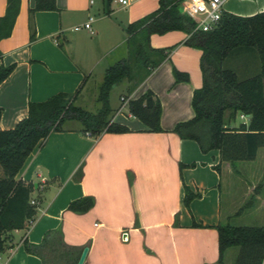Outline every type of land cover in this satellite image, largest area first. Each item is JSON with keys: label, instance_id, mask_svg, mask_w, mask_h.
Returning a JSON list of instances; mask_svg holds the SVG:
<instances>
[{"label": "crops", "instance_id": "0c3cea01", "mask_svg": "<svg viewBox=\"0 0 264 264\" xmlns=\"http://www.w3.org/2000/svg\"><path fill=\"white\" fill-rule=\"evenodd\" d=\"M34 2L20 0L11 33L0 39V63H14L0 82V129L24 117L29 101L59 91L74 93L84 82L77 99L98 65L103 78L110 62L126 56V25L159 4L112 0L107 6L105 0H55V9L31 11ZM6 3L0 0V16ZM224 9L253 14L264 9V0H227ZM91 14L94 32L81 26ZM186 37L181 29L152 33L151 46H172L168 56L148 74L140 70L136 72L140 75L126 78V91L119 95L134 98L151 89L161 103L163 130H148L129 111L122 113L117 109L120 101L111 119L126 124L128 131L93 136L81 130L78 120L67 119L32 149L15 177L33 183L30 203L36 213L27 227L6 233L3 259L10 264H42L23 242L38 243L47 230L60 226L66 243L81 250L88 246L82 264H216L218 237L213 224L229 216L238 223L264 224V178L253 206L239 216L231 215L261 179L262 170L240 162V172L232 174L224 162L219 173L214 168L218 148L203 151L195 139L172 131L176 122L194 115L192 93L202 83L201 49L186 44ZM118 48H122L119 56L112 55ZM173 67L186 71L189 79L176 81ZM240 119L247 122L249 116ZM231 124H238L236 118ZM259 155L264 160L263 147ZM230 174L237 175L244 189L223 203L221 182L225 180L229 188L237 180L231 183ZM184 185L200 192L188 205L183 201ZM87 194L95 199L88 210L68 208L72 199ZM231 249L225 251L226 264L235 258L236 250Z\"/></svg>", "mask_w": 264, "mask_h": 264}, {"label": "trees", "instance_id": "16d2710c", "mask_svg": "<svg viewBox=\"0 0 264 264\" xmlns=\"http://www.w3.org/2000/svg\"><path fill=\"white\" fill-rule=\"evenodd\" d=\"M6 1L5 11L0 16V39L11 33L20 5V0ZM111 1L105 0L107 6ZM181 1L158 0L155 10L126 25V56L106 67L98 85L97 101L100 105L95 111L75 103L82 82L74 93L59 91L43 100L29 101L24 117L10 128L0 129V252L8 247L6 233L27 227L36 213L30 203L33 183L15 176L32 149L41 145L50 131L61 129L67 119L78 120L81 130L89 131L93 136L104 131L129 130L126 124L108 117L111 111L109 94L115 83L123 78H134V68L137 72L143 69L144 74H148L168 56L172 46H151L149 37L152 33L181 29L187 33L184 42L201 49L202 83L194 88L191 98L194 115L176 122L172 131L182 138L195 139L203 151L218 148L219 161L214 168L219 173L224 162L229 163L232 174L240 172V162L255 160L259 148H264V9L248 15L224 9L217 25L203 30L194 28V20L180 8ZM55 8V0H35L30 10ZM237 47L256 49L261 63L258 73L241 78L233 68L223 66L224 59ZM13 67L14 63H0V82ZM173 75L176 81L189 79L186 71L176 67H173ZM148 96L152 97L151 105L145 104ZM126 104L129 113L139 118L148 130H163L160 125L161 103L151 89L128 98ZM1 110L0 107V114ZM239 113L247 114L248 121L232 125L231 121ZM262 173L249 196L231 214L233 217L253 206L262 187L264 170ZM199 194L184 185L183 201L186 205ZM94 201L92 195L79 196L69 202L68 208L83 212L92 207ZM230 217L213 224L218 237L216 264H226L225 251L233 246L238 247L233 264H261L264 224L238 223ZM194 224L202 225L199 222ZM23 244L28 252L40 257L42 264H76L81 251L80 247L64 241L60 226L47 230L38 243L25 239Z\"/></svg>", "mask_w": 264, "mask_h": 264}, {"label": "rangeland", "instance_id": "374dc122", "mask_svg": "<svg viewBox=\"0 0 264 264\" xmlns=\"http://www.w3.org/2000/svg\"><path fill=\"white\" fill-rule=\"evenodd\" d=\"M255 1L256 0H249V2H255ZM234 2H240V3L242 2L243 3V0L242 1L241 0H234ZM180 8L182 10V5H180ZM91 15L94 16V14H91ZM121 51H122V48H118L117 51H113L112 55H118L119 56V53H121ZM223 66L233 68L237 72L238 76L242 78V77H246V76L258 73L260 71V68H261V63H260V58L258 56L256 49L237 47V48L233 49L230 52V54L224 59ZM102 71L103 70H101V65H98L95 68L91 79H89V81L87 82L85 91H82V93L79 94V97L77 99H75L76 104H81L84 107H86L87 109L92 110V111H95L98 108V106L100 104L97 101V92H98V85L102 80V74H100V72H102ZM142 71H144V70L142 69L141 72ZM135 72H137V71L134 68V76L140 75V73L137 74ZM126 80H127L126 78H123L118 83H115L110 90L109 103L112 107H115V108L111 109L108 117H111L112 114L116 111V108H117L118 104L120 103V101H121V104L117 109L121 110L122 113H124V114L128 113L127 104L123 102L121 97L119 98L120 92L126 91V88L124 85L126 83ZM240 114H237V117H236V122H238V123L240 121H242L240 119L241 118ZM72 122H75V121H72ZM255 160L256 161H253V160L245 161V162H249V163H245V164L253 166L254 171H259V170L263 171L264 170V164H262V163H264L263 162L264 160H262L260 155ZM226 175L224 174L223 177L225 178ZM230 176L232 177L231 183L233 181V178L237 179V175L230 174ZM227 177H229V175ZM224 182H225V180H223V182H222V189L223 190H222V195H221L223 203L226 201V199L229 196H232L233 198H237L243 192V189H244L243 185L238 182V179L235 181L234 184L229 185V188L227 187L226 182L225 183ZM237 249H238L237 246H233L231 250H237ZM229 259H231V258L229 257ZM227 260H228V258H227ZM232 264H233V260H232Z\"/></svg>", "mask_w": 264, "mask_h": 264}, {"label": "built area", "instance_id": "2783aa9c", "mask_svg": "<svg viewBox=\"0 0 264 264\" xmlns=\"http://www.w3.org/2000/svg\"><path fill=\"white\" fill-rule=\"evenodd\" d=\"M91 2L93 0H90ZM122 3H126L127 0H119ZM203 6H206L209 10V12L215 14V10L212 9V0H202ZM180 5H182V11L186 13L188 16H190L194 22H195V29L201 28L203 30L211 29L214 26L217 25L218 21L214 20L211 16L208 15V13H205L203 11L201 0H182ZM224 10V5L220 7L219 9V16L221 17L222 11ZM94 19V16L90 15L88 18L81 24V26L88 29L90 32H94L92 21ZM80 26L75 25L74 28L78 29ZM121 99L124 103H126L127 98L124 96H121ZM241 117H246L247 114L241 113ZM85 133L90 134L89 131H86ZM2 252H0V264H10L8 259H3Z\"/></svg>", "mask_w": 264, "mask_h": 264}, {"label": "clouds", "instance_id": "9594fccd", "mask_svg": "<svg viewBox=\"0 0 264 264\" xmlns=\"http://www.w3.org/2000/svg\"><path fill=\"white\" fill-rule=\"evenodd\" d=\"M227 2V0H212V9L215 10V14L209 12L208 8L206 6H203L202 4V0H201V5L203 8V11L205 13H208L209 16H211L214 20L218 21L220 16H219V9L220 7H222L225 3Z\"/></svg>", "mask_w": 264, "mask_h": 264}, {"label": "water", "instance_id": "95a60500", "mask_svg": "<svg viewBox=\"0 0 264 264\" xmlns=\"http://www.w3.org/2000/svg\"><path fill=\"white\" fill-rule=\"evenodd\" d=\"M145 104L146 105H151L152 104V97L151 96H148L145 100ZM87 249H88V246H83L81 252H80V255L78 257V260L76 262V264H82L83 261H84V258H85V255H86V252H87Z\"/></svg>", "mask_w": 264, "mask_h": 264}]
</instances>
